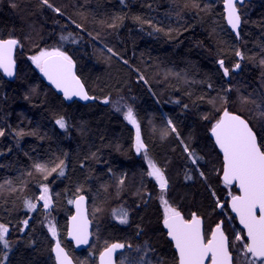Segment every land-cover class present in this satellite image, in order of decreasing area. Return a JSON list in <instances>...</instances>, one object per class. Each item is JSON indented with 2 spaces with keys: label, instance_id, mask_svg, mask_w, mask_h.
<instances>
[{
  "label": "trees",
  "instance_id": "1",
  "mask_svg": "<svg viewBox=\"0 0 264 264\" xmlns=\"http://www.w3.org/2000/svg\"><path fill=\"white\" fill-rule=\"evenodd\" d=\"M223 2L0 0V37L18 39L29 54L42 48L80 51L78 75L95 97L67 101L30 60L19 65L14 81L0 71V224L10 235L7 264H54L42 223L25 233L19 228L30 216L27 203L36 201L45 182L68 251V219L60 207L72 212L74 198L84 192L88 198L104 196L102 207L124 199L134 210L131 229L141 230V237L175 263L159 207L151 202L158 185L145 175V156L169 175L174 200L186 211L214 215L216 195L224 200L229 186L217 188L223 158L209 133L225 108L251 122L264 150V0L240 8V40L226 24ZM25 55L17 49L16 59ZM119 96L133 104L144 154L132 146L136 130L109 104ZM16 169L21 180L12 172ZM200 176L202 183L192 182Z\"/></svg>",
  "mask_w": 264,
  "mask_h": 264
},
{
  "label": "snow or ice",
  "instance_id": "2",
  "mask_svg": "<svg viewBox=\"0 0 264 264\" xmlns=\"http://www.w3.org/2000/svg\"><path fill=\"white\" fill-rule=\"evenodd\" d=\"M48 4V0H43ZM238 0H225L227 20L233 29H238L241 18L237 13L236 3ZM49 7H52L49 4ZM59 12V9H55ZM63 39V37H62ZM16 39L0 40V69H3L8 76L14 74L15 60L13 53L18 45ZM237 55H240L237 53ZM38 68L51 80L57 88H61L64 95L69 99L73 96L81 97L84 100L91 99L81 84L79 78L73 72L74 63L66 53L55 49L52 51H41L39 55L31 57ZM223 65V61H220ZM240 65L237 64L236 68ZM225 75L228 69H224ZM108 101L105 100V103ZM125 118L136 127V151L140 152L145 148L140 138V125L131 107L127 109ZM57 123L61 128L65 127L63 120ZM175 131V128L172 129ZM216 143L223 151L224 169L223 181L226 185L236 184L241 195H232L231 207L237 213L240 223L247 229V242L243 243L245 253L251 254L249 264H264V150L257 142L256 134L246 120L239 115H233L225 111L223 118L218 120L212 128ZM3 132L0 131V136ZM192 155V153H189ZM195 163V160H193ZM40 171H47L42 165H37ZM151 171L149 176L154 177L162 192L168 187V181L163 171L150 162ZM52 171H56L55 168ZM63 175V171L60 172ZM202 175V173H201ZM44 201V207L51 204L48 195V188L44 187V194L40 196ZM84 197L81 196L75 201L77 215L72 217V235L77 244L88 243V220L83 209ZM165 206L164 225L168 229V235L175 241V247L179 251V264H233L232 255L229 251L228 237L222 231L221 225H217L210 238H205L202 231V221L195 214L191 219L186 220L182 214L168 201L163 200ZM28 208L34 209L35 205L30 201ZM259 210V215H257ZM121 223H127V212L120 217ZM27 224V221H24ZM52 235H57L54 225L50 227ZM8 228L0 224V242L4 247H9L7 239ZM236 239L244 241L245 237L237 236ZM123 244H112L105 248L100 256L101 264H113L112 255L116 249L124 248ZM56 260L59 264H72V260L61 247L59 241L55 246Z\"/></svg>",
  "mask_w": 264,
  "mask_h": 264
},
{
  "label": "rangeland",
  "instance_id": "3",
  "mask_svg": "<svg viewBox=\"0 0 264 264\" xmlns=\"http://www.w3.org/2000/svg\"><path fill=\"white\" fill-rule=\"evenodd\" d=\"M96 43L99 44L98 41H96ZM18 49H21V53L26 54L24 58L19 57V60L17 59V61L19 62V65L25 63L27 60H30L34 68L38 70V72L41 75L40 68L36 66V64L33 62L31 57L39 55L41 51H52L58 48H42L40 51L34 54H29L28 53L29 49L26 50L24 47V44L23 45L20 44ZM69 50H70V53L67 55L72 58V60L75 62L77 66V63L79 62V58H80V51L71 49V48H69ZM124 97L125 96H122V97L119 96V98L114 97L113 100H111L109 104H111L112 107L117 112H120L125 117L127 109L129 107L132 108L133 104L132 105L129 104L128 101ZM262 98H264V92L262 94ZM129 102L131 103V101ZM132 110L136 117L137 123L140 125V137H141V141H143L145 140L143 138V128L140 124V121L137 115L134 112V108H132ZM128 124L130 127H133L134 130H136L135 125H133L129 121H128ZM155 128L154 126H152V130H154ZM135 138H136V135H135ZM135 145H136V141L134 144H132L134 150H136ZM144 146H145L144 149H146V145ZM140 152L144 154V151L141 150ZM150 162L156 164L155 162L148 160L147 169H146L147 174L145 175L147 176V179H151L152 182L156 184V179L148 175V173L151 171ZM223 165H224V162L223 164H221V167L219 168L221 169V172H220L221 176L223 174ZM46 168L50 169L48 173H50L53 169L50 166H47ZM12 172H14V175L17 176L16 179L21 180L22 172L20 169L13 170ZM37 172L40 173L39 171ZM198 172H201V171H198ZM47 174L42 173L44 178L49 177L47 176ZM221 176H220V179H218V181L220 182V185H218L217 188L219 190H222L224 187H227V185L223 183L224 181L222 180ZM205 180L206 178H204V181ZM201 181H202L201 176L197 177L196 180L192 179V182H196V183H202ZM45 186L48 188V195L51 198V204L47 208L44 207V201L40 199V196L44 194ZM228 186L229 187H227V189L224 190V192L227 193L226 196L223 195L222 197L224 198V200L221 201L218 195H216V200H217L216 202H218L219 206L216 209V212L213 213L214 215H209L206 211L205 213H202V212L200 213V211L198 212V210H193L190 212L186 211V209L183 206H181L182 203H178L174 200V195H172L171 190L162 192L161 189L158 188L157 194L156 196L152 197L151 202L153 205L157 204V206L159 207L160 217L162 218V221H164V218H165V206L163 203V200L165 199L168 201V203L172 207L176 208L180 213L184 212L185 216L188 217V219H191L193 213L197 211L198 214L204 217L205 219L204 227H205V238L206 239L210 238L211 233L215 229L216 225L219 222L224 221L225 231L229 239L231 240V250L235 254V258H234L235 264H249V261L251 260V254L245 253L243 249V243L247 242L245 231L241 227H239L236 217L231 214V212L228 209L229 204H227L230 198L232 197V195L234 194L237 195L238 191H236L235 186H230V185ZM38 194L39 196H37L36 201L33 203L35 205V208L31 209L30 216L21 221V227H19L20 232L25 233L31 230V227L33 225H39L40 223H42V226L47 231V237L52 240L51 245L53 246V244L56 241L58 240L60 241V238L58 234L59 232V227H58L59 225H58V219H57L58 214L56 213L57 206H55L53 203V193L51 191V186L45 182L44 184L40 186V190ZM94 197L95 198L93 197L89 198V216L91 217L93 221V230H92L93 239L91 241L90 246L88 248H85L82 251H77L73 243L67 238V240L72 245V251H69V252L74 258V260L77 262V264H98V260L96 261V259H98L100 252L105 247H107L109 244L116 242V241H119L124 244L126 243L125 250L118 253L117 259H118L119 264H168L169 263L168 260L163 256V254L159 252L157 248H155L149 240H147L144 237H141L142 235L141 230H139L138 232L137 231L134 232L131 229L133 228V226H135V224H133L134 210L132 207H129V205L126 203L124 199H121L122 201L115 202V203H118V205H109V206L106 205L105 207H102L99 204H105V200H106L105 197L103 196L101 198L100 196H97V195H95ZM183 204H186V203L183 202ZM128 207L131 209H129ZM102 208L106 210H103ZM60 209L62 210L61 212L66 214L68 223H69V216L72 215L73 210L72 212H70L68 209H65V208L60 207ZM125 211L127 212V223H121L120 217ZM24 221H27V224H25ZM112 224L116 226L114 231L112 230V227H113ZM52 225H54L56 228L57 235L55 237L52 235L50 231V227ZM162 230L165 232L167 236L168 234L167 230L165 229H162ZM67 232H68V228H67ZM140 233L141 235H139ZM237 236H243L245 237V240L244 241L238 240L236 239ZM9 237L10 235L9 233H7L5 239L8 240ZM8 243H9V247L5 248L3 242H0V264H7L8 258L10 257L12 253L10 249L11 243L10 242ZM52 246L50 248L51 255H52L54 264H56L55 257L52 252ZM129 246H131L132 248ZM67 249L69 250V247H67ZM94 257H95V261H94ZM177 261L178 260L176 258L175 263H172V264H177Z\"/></svg>",
  "mask_w": 264,
  "mask_h": 264
},
{
  "label": "water",
  "instance_id": "4",
  "mask_svg": "<svg viewBox=\"0 0 264 264\" xmlns=\"http://www.w3.org/2000/svg\"><path fill=\"white\" fill-rule=\"evenodd\" d=\"M250 1H252V0H238V2L236 3L237 13H238V15H239L240 18H241V23H240V26H239L238 29H233V28L231 27V25L228 23V20H227V11H226L225 0H224V4H223V7H224V18H225V20H226V23H227L228 28H229L231 31H233V33L237 36V38H238L239 40H240V38H241V31H242L241 28H242V25H243V17H241V9H240V8L243 7V5H244L246 2H250ZM8 39H16V38H1V37H0V40H8ZM16 40L19 42L18 39H16ZM19 45H20V42L18 43V45H17V47L15 48L14 53H13V59L15 60L14 74H13L12 76H8L7 73H5L3 69H0V71L3 73L4 77L7 78L8 80H11V81H14V80L17 78V75H18L19 62H18L17 59H16V53H17V49H18ZM72 61H73V60H72ZM73 63H74L73 72H74L75 75L79 78L81 84L84 86L85 91L87 92L88 96L91 97V99L84 100V99H82L81 97H78V96H73V97H71V98L69 99L68 97H66V96L64 95L63 90H62L61 88H57L56 85H55L51 80H49V78H48V77H47L42 71H41V75H42L44 81H45L48 85H50L55 91H57V93L61 94V95H62L67 101H69V102H71V101H76V100L79 101V102H83V103H85V102H89V101H94V100H95V97L89 93V91H88V89H87L85 83L83 82L82 78L78 75V72H77V66H76V64H75L74 61H73ZM225 111H228L229 113H231V114H233V115H239L241 118H243L244 120H246V121L248 122V124H249V127H251L252 130H253V132L256 134L257 142L259 143V134L256 133V131L254 130V128H253V126H252V124H251V122H249V121H248L244 116H242L241 114H239V113H237V112H232V111H230L229 108H225V109H224V112H225ZM224 112H223L222 115L220 116L219 120L223 118V114H224ZM214 126H215V125H214ZM214 126H213V127H214ZM209 134L211 135L212 140L214 141L215 145L218 146V150H219V152H220V154H221V156H222V158H223V162H224L223 151L220 149L219 145L216 143V139H215V136H214L213 133H212V129L210 130V133H209ZM260 145H261V144H260ZM261 148H262V146H261ZM262 150H263V149H262ZM223 169H224V165H223ZM221 178H222V180H223V174H222ZM157 184H158V186H159V182H158V181H157ZM231 186H236L237 191L239 192L237 195H241V194H242V193L240 192L239 188H238V185H236V184H232ZM159 187H160V186H159ZM168 187H169V183H168ZM168 187H167V188H168ZM81 196L84 197L83 209H84V211H85V215H86L87 220H88V222H89V223H88V232H89V236H88V243H87V244H77V241L75 240V238H74L73 235L71 234V233H72V225H73L72 217L77 215V206H76L75 201H77ZM88 204H89V198H88V196H87L86 194L81 193V194L77 195V196L74 198V200H73V213H72L71 216H69L67 238H68V240H70V241L73 243V245H74V247H75V249H76L77 251H82V250H84L85 248H88V247L90 246V244H91L92 239H93V232H92V230H93V221H92L91 217L89 216V207H88ZM228 204H229V207H230V211L232 212V214H233V215L236 217V219H237V222H238L239 227H242V228L244 229V231H245V236H247V229L244 227L243 224L240 223V220H239V217H238L237 213L234 212V211L232 210V207H231V198H230ZM194 214H195L197 217H199L200 220L202 221V231H203V233H204V235H205V228H204V226H205V219H204V217L198 215L197 213H194ZM257 215H259V210H257ZM182 216L184 217L183 213H182ZM184 218L186 219V217H184ZM186 220H187V219H186ZM218 224L221 225L222 231H223L224 234L228 237V235H227V233H226V231H225L224 221H221V222H219ZM218 224H217V225H218ZM217 225H216V227H217ZM216 227H215V229H216ZM164 228H165V230H167V232H168V229L165 227V225H164ZM215 229H214L213 231H215ZM168 237H169L168 239H169L170 241L173 242V244H174V250H175V252L178 254V257H179V251H178V249H176V247H175V241H174L169 235H168ZM228 240H229V251L231 252V255H232L233 264H235V262H234L235 254H234V252L231 250V240L229 239V237H228ZM58 241H59V240H58ZM56 242H57V241H56ZM56 242H55V243L53 244V246H52V252H53V255H54V257H55V263H56V264H59V262L56 260V253H55ZM59 243H60L61 247L64 249V251L68 254V256L70 257V259L72 260V264H77V262L74 260V258L72 257V255H71L70 252L68 251V249H67V248L61 243V241H59ZM112 244H123V243H121V242H119V241H116V242L111 243V244L108 245L107 247H110ZM123 245L125 246L124 248L116 249V251L113 253V255H112V261H113V264H118V261H117L118 253L121 252V251H123V250H125V248H126V244H123ZM107 247H105V248H107ZM129 247H131V246H129ZM105 248L100 252V254H99V256H98V264H101L100 256H101V254L104 252ZM131 248H132V247H131ZM178 264H179V263H178ZM205 264H209V261H205Z\"/></svg>",
  "mask_w": 264,
  "mask_h": 264
},
{
  "label": "flooded vegetation",
  "instance_id": "5",
  "mask_svg": "<svg viewBox=\"0 0 264 264\" xmlns=\"http://www.w3.org/2000/svg\"><path fill=\"white\" fill-rule=\"evenodd\" d=\"M141 138V137H140ZM143 139V138H142ZM143 142V144L144 145H146V142H145V140H143L142 141ZM146 149H144V150H142V151H145ZM138 154L139 155H141L142 153L141 152H138ZM145 160L146 161H148V159H147V157L145 156ZM150 161H153V162H155L153 159H150ZM156 166L158 167V168H160L158 165H157V163H156ZM161 169V168H160ZM162 170V169H161ZM163 171V173H164V175H165V177H166V179H167V181H168V183H169V187L167 188V190L166 191H169V190H171V187L170 186H172V183H171V180H170V177H169V175H167V173L164 171V170H162ZM158 188L160 189V187L158 186ZM235 188H236V186H235ZM236 191H237V188H236ZM199 212V211H198ZM198 212L197 211H195L194 213H197L198 214ZM183 213V215H184V217H186L185 216V214H184V212H181V214ZM193 213V214H194ZM201 213V212H200ZM199 215V214H198ZM201 216V215H200ZM188 217H186V219H187ZM161 226H162V229H165L164 228V223H163V221H162V223H161ZM167 238H169L168 237V234H167ZM170 241V240H169ZM170 242H172V241H170ZM172 244H173V242H172ZM173 249H174V244H173ZM176 253V252H175ZM177 264L179 263V257H178V254H177ZM169 264V263H168Z\"/></svg>",
  "mask_w": 264,
  "mask_h": 264
},
{
  "label": "bare ground",
  "instance_id": "6",
  "mask_svg": "<svg viewBox=\"0 0 264 264\" xmlns=\"http://www.w3.org/2000/svg\"><path fill=\"white\" fill-rule=\"evenodd\" d=\"M117 176H118V175H117ZM114 177H115V175H114ZM120 177H121V176H120ZM112 179H113V178H112ZM114 179H115V178H114ZM116 180H117V179H116ZM116 180H115V181H116ZM113 182H114V181H113ZM110 183H111V182H110ZM118 183H121V182L118 181ZM125 183H127V181H126ZM113 185H114V184H113ZM113 185H111V186L109 185L110 188L116 187L115 185H114V186H113ZM125 185H126V184H125ZM94 186H95V185H94ZM112 186H113V187H112ZM117 186H118V185H117ZM122 186H123V185H122ZM92 187H93V186H92ZM123 187H124V186H123ZM88 188H89V187H88ZM113 189H114V188H113ZM89 190H90V189H89ZM118 190H119V189H118ZM116 191H117V190H116ZM79 192H80V191H79ZM80 193H81V192H80ZM83 193H84V192H83ZM104 193H105V192H104ZM110 193H111V190H110ZM110 193H109V194H110ZM113 194H115V193H113ZM127 195H128V194H127ZM111 196H112V194H111ZM125 196H126V195H125ZM113 197H115V199H116V201H117V197H116V196H113ZM123 197H124V196H123ZM119 201H122V200H119Z\"/></svg>",
  "mask_w": 264,
  "mask_h": 264
}]
</instances>
